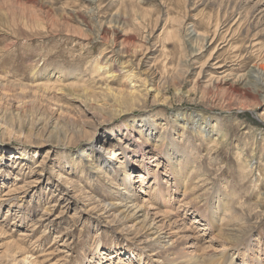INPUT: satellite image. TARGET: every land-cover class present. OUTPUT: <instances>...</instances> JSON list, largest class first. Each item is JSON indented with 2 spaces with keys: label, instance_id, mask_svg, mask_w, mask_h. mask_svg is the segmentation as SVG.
Here are the masks:
<instances>
[{
  "label": "rangeland",
  "instance_id": "1",
  "mask_svg": "<svg viewBox=\"0 0 264 264\" xmlns=\"http://www.w3.org/2000/svg\"><path fill=\"white\" fill-rule=\"evenodd\" d=\"M124 187L179 252L264 264V0H0V264H172Z\"/></svg>",
  "mask_w": 264,
  "mask_h": 264
},
{
  "label": "bare ground",
  "instance_id": "2",
  "mask_svg": "<svg viewBox=\"0 0 264 264\" xmlns=\"http://www.w3.org/2000/svg\"><path fill=\"white\" fill-rule=\"evenodd\" d=\"M147 119L151 123L154 124V119L152 120V119H150V117H148ZM192 120H193L195 126L198 129L202 130L203 132H207V134H210L211 132H214L212 130L213 128L210 126V124H208L209 122L208 121H205L203 118L193 116V119ZM153 129H155V126L153 127ZM213 139H216V138H213ZM158 140H159V142L157 143V145H160L159 143H162V140L163 139H158ZM95 147L96 146H93V145H89L88 146L89 153L87 154V159L86 160L89 161L91 159L90 158L91 154L96 153V148ZM141 154L143 155V153H141ZM113 159H114V157L112 155H108V148L102 145L101 154L99 155V157H98L97 160L96 159H92V162H91L90 167L93 166V165H95L96 164L95 162H97V163L100 164V168H106V171H108V173H109L110 172V169L112 170V168L110 167L111 166L110 164L112 163V160ZM122 162L123 161H121V162L119 161V163H121V164H122ZM121 167H122V172L124 174L125 179L128 180L129 179L128 177L130 175V173H127V171H126V169H127L128 166L123 165ZM100 171H101L100 173H103L102 170H100ZM125 187L127 188L128 186L125 185ZM125 187H124V189L123 188L122 189L120 188L121 191H120V195H119V198H118L119 202L118 203H115V205H113V207L114 206L116 207V205H117L118 207H120L122 209L121 210L122 213H127V214L133 216L134 220L136 221V224H138L141 221H146L147 220V222L149 223L147 227H149L150 229H153V231H152L153 238H150V237L147 236V238H145V242L144 243L147 246H153L154 245L155 246V254L156 255L157 254H160V253L170 255L171 256L170 262L172 264H212L213 262H214V264H232L229 261L228 257L227 256L225 257V255H224V251L226 250V248L222 249L221 250V253H220V257H224V260L225 261L224 260L223 261L222 260H214L215 258L212 257L211 255L208 256L207 258L206 257H202L199 254H197L196 252H194V250L193 251H187V250L184 251L183 250V252H179L180 250H182V247H184L185 243H183V244L180 243V241L178 240L179 237H174L175 236L174 234H173L174 236L171 237L170 232L162 231L164 225H163V227L157 226V223L158 222L156 223V222H154V220H155L154 218H152V219L150 218L151 215H149V211L146 212V210H143L142 206L137 203L135 194H132L131 196L128 197V195H127L128 192H127V189ZM143 201H145V200H143ZM145 203L143 205H145ZM224 205L225 204L223 202L222 203L219 202L218 204H215L214 214L212 215V217H214V219L211 220V218H210L209 223H214V222L217 223L218 220H220V222H219L218 225L224 224L226 226L227 225L226 222H230V217H229L230 214L228 212L229 211V208H227V206L224 209L223 216L220 217V215L222 214V212H220L219 215H218V212L221 210V208L223 209V206ZM110 207H111V205H110ZM227 213H228V215H227ZM163 215H165V214L163 213ZM125 216L126 215H124V218H125ZM152 217H154V216H152ZM156 219H157V217H156ZM149 220H151V222H149ZM172 222H173V220H172ZM148 233H150V232H148ZM144 234H145V232H144ZM212 251L214 252L213 249H212ZM227 261H229V263H227Z\"/></svg>",
  "mask_w": 264,
  "mask_h": 264
}]
</instances>
